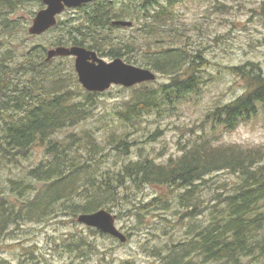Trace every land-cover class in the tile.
<instances>
[{"label":"trees","instance_id":"obj_1","mask_svg":"<svg viewBox=\"0 0 264 264\" xmlns=\"http://www.w3.org/2000/svg\"><path fill=\"white\" fill-rule=\"evenodd\" d=\"M176 1L180 0L165 3L124 0L117 6L112 0H95L76 7L82 12L79 18L58 17L56 25L49 29L57 32L51 46H84L101 56L123 57L132 64L143 44L154 43L155 50L142 65L167 76L169 82L158 89L147 85L149 82L131 87V96L115 114L123 126H133L144 115L157 113L163 106L174 109L198 88L196 76L200 63L197 60L203 59L200 51L190 54L179 46H164L167 31L176 30L175 10L171 6ZM32 2L42 7L41 0H0V15L8 16ZM124 18L139 24L137 35L116 40L112 30L123 26L112 22ZM4 28L9 31L12 28L8 20ZM30 56L25 54L17 61L4 52L0 56V160L6 165L18 164L37 145L45 148L48 159L27 171L28 178L43 182V188L32 198H26L25 210L8 196H0V233L9 234L10 226L48 209L43 205V194L50 199L47 204L54 198L68 200L69 203L62 204V210L76 217L101 208L111 210L119 201L120 189L129 185L140 188L152 184L178 191L180 220L194 219L209 207L202 194L210 183L207 177L227 171L238 178V183L231 192H217L209 197L215 200L211 222L195 229L187 245L200 256L199 264H264V147L214 144L213 139L203 134L191 139L182 146L180 155L166 162L158 163L140 154L117 170L106 169L97 174L87 160H94L105 144L97 140L92 129L72 132L63 139L56 134L92 117L95 98L103 93L85 91L78 84V89L71 87L75 83L74 73L65 77L59 66H51L52 59L34 60ZM227 68L244 81V92L207 114L206 118L213 123L212 131H231L252 119L264 106V73L260 65L248 61ZM108 141L114 142L122 152L128 143L125 134L115 130L108 134ZM8 181L11 192L24 197L23 189L29 184L24 179ZM75 197L80 200L69 201ZM157 201L155 198L138 208L145 211L158 208L161 203L156 206ZM83 242V238H75L67 247L79 249L81 245L86 246ZM260 257L263 260L259 261ZM245 258L248 260L244 261ZM171 264H180V261L174 258ZM181 264L198 263L189 260Z\"/></svg>","mask_w":264,"mask_h":264},{"label":"rangeland","instance_id":"obj_2","mask_svg":"<svg viewBox=\"0 0 264 264\" xmlns=\"http://www.w3.org/2000/svg\"><path fill=\"white\" fill-rule=\"evenodd\" d=\"M112 1L119 6L124 0ZM157 1L165 3L167 0ZM171 6L175 10L173 21L176 30L167 31L164 46H179L190 54L200 51L203 59L197 60L200 63L196 76L198 88L188 93L174 109L163 106L157 113L144 115L133 126L119 124L115 115L131 96V88L113 86L96 96L92 117L74 127L60 130L56 135L63 139L72 132L82 133L92 129L97 140L105 144L94 160H87L97 174L106 169L117 170L140 154L148 155L158 163L166 162L170 157L180 155L182 146L191 139L203 134L213 139L214 144L264 147V106L252 119L238 124L231 131H212L213 123L206 118L215 107L244 92V81L227 67L251 61L260 65L264 73V0H180ZM39 7L37 2H32L20 6L8 16L0 15V56L4 52L17 61L30 53L34 60H40L45 57L47 49L54 47L50 43L56 30L40 35H29L27 32L32 15ZM81 13L76 8L68 9L59 18H79ZM7 20L12 27L10 31L4 28ZM132 22L130 27L112 30V36L116 40L134 38L139 24L134 20ZM155 47L154 43L143 44L142 50L135 53L133 64L144 67L142 64ZM98 56L106 61L112 59ZM51 63V66L56 65L64 70L65 77L75 74L73 57H55ZM146 68L156 73V79L147 83L151 88L158 89L161 84L169 82L167 76L156 72L151 66ZM183 71L184 68L181 69ZM77 84L83 89L75 74V83L70 85L78 89ZM113 130L125 134L128 142L125 153L115 147L114 142L109 143L108 134ZM81 152L86 154L83 149ZM46 159L45 148L37 145L18 164L6 165L0 160V196H8L18 206L22 204L24 209L26 198H32L38 189L43 188V182L28 178L27 171ZM207 178L210 183L202 194L209 207L194 219L180 220L182 209L178 202V191L152 184L140 188L129 185L120 189L119 201L109 211L115 216L116 227L127 236L125 243L79 223L68 210L63 211L62 204L69 203L68 200L54 198L47 204L50 199L43 194V205H47L48 209L10 226L9 234L4 231L0 233V264H171L174 258L180 264L189 260L199 264L200 256L193 252L194 249L190 250L187 242L193 237L195 229L211 222L215 200H209V197L217 192H231L234 184L238 183V178L227 171ZM17 179H24L25 184H29L23 189L24 197L11 192L8 180ZM218 184L221 185L218 187ZM76 187L80 188L81 185L77 184ZM155 198H158L156 206L161 203L158 208L153 207L148 211L138 208L140 204ZM78 200L80 198L75 197L69 201ZM79 237L83 238L86 246L69 249L68 243ZM25 248L30 250L26 251Z\"/></svg>","mask_w":264,"mask_h":264},{"label":"water","instance_id":"obj_3","mask_svg":"<svg viewBox=\"0 0 264 264\" xmlns=\"http://www.w3.org/2000/svg\"><path fill=\"white\" fill-rule=\"evenodd\" d=\"M95 0H42L44 7L39 9L31 20L27 31L30 35H40L54 26L57 16L66 8H73ZM114 25L128 27L129 20H114ZM56 56L74 57V69L78 82L90 92H103L112 85L130 87L156 78L155 72L146 67L136 66L116 57L106 61L91 49L83 46H56L46 50V60ZM77 221L110 235L120 242L127 240L126 235L115 225V216L106 209L80 213Z\"/></svg>","mask_w":264,"mask_h":264}]
</instances>
